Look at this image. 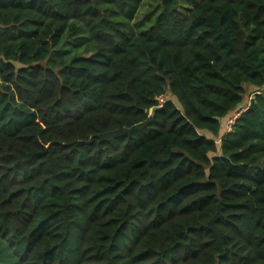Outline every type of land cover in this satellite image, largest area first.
<instances>
[{
  "label": "trees",
  "instance_id": "obj_1",
  "mask_svg": "<svg viewBox=\"0 0 264 264\" xmlns=\"http://www.w3.org/2000/svg\"><path fill=\"white\" fill-rule=\"evenodd\" d=\"M145 1L0 0L16 264H264V0Z\"/></svg>",
  "mask_w": 264,
  "mask_h": 264
},
{
  "label": "rangeland",
  "instance_id": "obj_2",
  "mask_svg": "<svg viewBox=\"0 0 264 264\" xmlns=\"http://www.w3.org/2000/svg\"><path fill=\"white\" fill-rule=\"evenodd\" d=\"M190 0H180V10L184 11L187 9V6L189 4ZM194 1V0H191ZM157 4L158 2L155 0H146L137 16V19L135 21V25L137 26V29L142 32L144 31L146 28H148L154 21L155 16L158 14V12L160 11V7L157 9ZM146 18V20H145ZM247 92L245 95L244 100H246L251 93L254 91V88H252L251 86L247 85ZM169 97H171L173 100L176 101V99L170 95H168ZM176 103L178 104V102L176 101ZM219 141V140H218ZM6 249H5V245L3 243H0V264H16L10 257L5 254ZM7 253V252H6Z\"/></svg>",
  "mask_w": 264,
  "mask_h": 264
},
{
  "label": "built area",
  "instance_id": "obj_3",
  "mask_svg": "<svg viewBox=\"0 0 264 264\" xmlns=\"http://www.w3.org/2000/svg\"><path fill=\"white\" fill-rule=\"evenodd\" d=\"M253 96L251 95L244 103L243 106H241V108H239L236 113L231 116L230 118H228L226 121H225V129H226V132H231L233 130V126L235 125V122L237 120V118L240 116V114L245 111L249 105H250V99H252ZM156 101H157V104L159 107H161L167 100V96L166 95H158L156 96Z\"/></svg>",
  "mask_w": 264,
  "mask_h": 264
}]
</instances>
